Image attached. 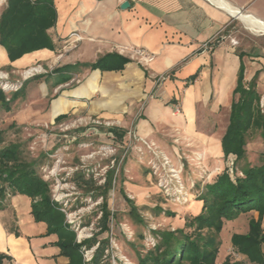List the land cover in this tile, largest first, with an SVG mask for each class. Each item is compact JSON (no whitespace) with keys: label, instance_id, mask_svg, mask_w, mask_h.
I'll return each mask as SVG.
<instances>
[{"label":"crops","instance_id":"0c3cea01","mask_svg":"<svg viewBox=\"0 0 264 264\" xmlns=\"http://www.w3.org/2000/svg\"><path fill=\"white\" fill-rule=\"evenodd\" d=\"M52 1L56 21L48 34L53 48L30 52L11 61L0 44V69L7 67L20 73L37 64L61 60L57 67L61 68L60 73L52 75V80H56L53 89L59 91L54 93L51 121L76 114L87 100H91L92 115L122 116L123 120L145 104L135 121L138 133L159 143L170 155L177 148L172 140L158 139L159 134L179 133L192 142L191 149L204 153L207 168L221 166L222 138L226 131L218 134L217 130H209L211 126L208 122L205 125L202 118L212 103V111L219 112L223 98H233L241 62L246 66L247 79L246 59H262L237 50L222 39L234 15L210 0ZM224 1L264 23V0ZM125 2L129 6L122 9ZM7 6V0H0V17ZM72 33L83 39L71 38ZM134 48L147 50L155 55V60L140 61L132 51ZM107 55L119 56L109 57L116 59L119 68L91 67ZM254 74L249 71L251 79ZM66 76H72V80L57 86V81ZM161 76H165L163 81L158 79ZM76 79L82 83L74 84ZM68 84L72 85L65 86ZM178 103L182 108L179 112L174 109ZM9 211L17 219L12 228L18 234L11 232L7 224ZM9 211L0 212V254L9 257L7 264H71L60 235L49 232L46 222L35 219L31 198L15 195ZM252 216L257 219L258 213Z\"/></svg>","mask_w":264,"mask_h":264},{"label":"rangeland","instance_id":"374dc122","mask_svg":"<svg viewBox=\"0 0 264 264\" xmlns=\"http://www.w3.org/2000/svg\"><path fill=\"white\" fill-rule=\"evenodd\" d=\"M232 21L224 29L222 39L237 50L262 58L246 59V80H251L249 71L254 74L259 69L258 91L264 96V34L249 30L235 17ZM59 63L61 60L58 58L55 63L37 64L20 73L7 67L0 69V86L9 99L25 86L24 93L13 102L10 112L0 106V131L4 132V145L22 142L29 160L43 157L41 174L50 183L52 199L61 205L78 243L97 235L99 241L109 242L105 264H138L139 257L153 247V233L180 228L187 216L199 214L203 203L198 199L206 191L207 184L213 183L225 168H231L233 164L223 157L221 166L207 168L203 152L191 149V141L179 133L169 134V131L167 136L160 132L158 137L172 140L177 148L174 155L167 154L159 143L141 135L135 127L145 104L123 120L122 116L102 118L92 115L91 100H87L76 114L70 113L60 122L51 121L54 93L59 91L53 89L56 80H52V72ZM81 83V79L74 82ZM223 99L219 112L212 111V103L202 118L205 125L208 122L211 126L209 130H217L218 134H223L229 125L228 110L233 102L232 97ZM174 109L182 111L179 103L174 105ZM112 127L126 130V136L122 140L115 137L109 132ZM247 149L251 163L260 164L264 140L259 132L251 136ZM230 174L234 178L232 170ZM80 175H84V180L79 184L77 179ZM85 181L92 183L85 184ZM109 181L112 189L106 201L104 187ZM104 206L111 216L108 230L101 231ZM132 206L137 208L138 216L130 212ZM159 210L175 213L176 217H168ZM254 212L225 222L216 264H223L229 257L233 261L250 264L245 256L235 252L231 237L235 233H248L249 219ZM14 220L17 222L9 211L7 223L15 227Z\"/></svg>","mask_w":264,"mask_h":264},{"label":"trees","instance_id":"16d2710c","mask_svg":"<svg viewBox=\"0 0 264 264\" xmlns=\"http://www.w3.org/2000/svg\"><path fill=\"white\" fill-rule=\"evenodd\" d=\"M7 1L8 6L0 17V44L6 48L10 60L15 61L30 52L53 48L48 34L56 21L53 1ZM110 56L119 57L107 55L91 67L103 70L119 68L114 62L116 59H109ZM71 68L74 67L68 69ZM60 71L61 68H56L52 74H59ZM245 72L246 66L241 62L237 85L233 91L229 125L222 138L224 159L231 161L232 167L225 168L213 183L207 184L206 191L198 199L203 203L199 214L187 216L180 228L153 233L156 245L139 257L138 264H216L225 222L254 211L258 212V218L249 219L248 233L233 234L231 242L235 252L245 256L250 264H264V153L261 155V163L255 165L251 163L247 149L254 133L259 132L264 140V96L258 91L261 71H257L250 81L246 80ZM195 78L196 76L192 77V80ZM71 80L72 76H66L59 79L56 85ZM24 88L22 86L9 99L0 86V106L4 111L12 110L13 102L24 93ZM67 118V115L59 116L56 122ZM109 132L121 140L127 134L126 130L117 127L110 128ZM24 147L25 143L22 142L4 145V132L0 131V212L10 209L11 199L15 195H26L32 199L35 219L46 222L49 232L60 235V243L68 251L71 264H86L82 248L92 249L96 246L93 259L88 264H105L109 242L99 241L97 235L82 243L76 241V234L66 222L61 205L52 199L50 183L41 174L43 157L29 160ZM77 180L78 183L84 180V175H80ZM91 183L92 181H85V184ZM104 189L106 192L103 196L107 201L108 192L112 189L111 181ZM128 202L130 203L129 200ZM136 210L135 206L131 207L133 216H138ZM159 213L176 217L170 211L159 210ZM110 216V211L104 206L101 231L108 230ZM12 227L9 225L10 231L18 234ZM7 260L9 257L0 254V264H7ZM223 264L246 262L233 261L229 257Z\"/></svg>","mask_w":264,"mask_h":264},{"label":"bare ground","instance_id":"6f19581e","mask_svg":"<svg viewBox=\"0 0 264 264\" xmlns=\"http://www.w3.org/2000/svg\"><path fill=\"white\" fill-rule=\"evenodd\" d=\"M217 4L219 7H221L223 10L228 12L230 15H234L235 18H238L245 26L255 32V33H260L264 34V23H262L260 20L248 15L247 13L244 14L238 9L229 3L228 1L224 0H210Z\"/></svg>","mask_w":264,"mask_h":264},{"label":"built area","instance_id":"2783aa9c","mask_svg":"<svg viewBox=\"0 0 264 264\" xmlns=\"http://www.w3.org/2000/svg\"><path fill=\"white\" fill-rule=\"evenodd\" d=\"M71 37H74L75 40L77 41H81L82 40V36L79 35L78 33H72ZM134 55L136 57L139 58L140 61L144 62V63H151L155 60V55L149 53L147 50L142 49V48H134L132 49ZM2 79V77H0ZM159 81L164 80L165 76H161L158 78ZM180 110L177 109V112H179ZM156 245V240L153 238L152 239V246L154 247ZM94 251H95V247L92 249H87L86 247L82 248V253L85 259L86 263H90L93 259L94 256Z\"/></svg>","mask_w":264,"mask_h":264},{"label":"water","instance_id":"95a60500","mask_svg":"<svg viewBox=\"0 0 264 264\" xmlns=\"http://www.w3.org/2000/svg\"><path fill=\"white\" fill-rule=\"evenodd\" d=\"M128 6H129V3H128V2H125V3L122 4L121 8H122V9H125V8H127Z\"/></svg>","mask_w":264,"mask_h":264}]
</instances>
